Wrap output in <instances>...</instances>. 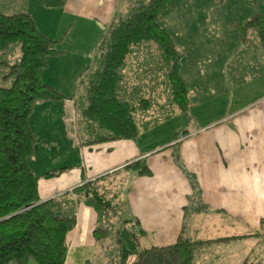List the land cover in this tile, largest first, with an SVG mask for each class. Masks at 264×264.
<instances>
[{"label":"crops","instance_id":"obj_1","mask_svg":"<svg viewBox=\"0 0 264 264\" xmlns=\"http://www.w3.org/2000/svg\"><path fill=\"white\" fill-rule=\"evenodd\" d=\"M37 1L39 7H42L40 4L46 8L50 7L51 3L45 0ZM11 2L12 0H0V12L10 14L7 12ZM116 4L117 0L60 1L59 5L63 12L76 17V25L80 26V33L87 34L77 40L73 48L67 52L63 47L58 49L64 43L63 39L59 41L56 44L57 54L47 58V64L40 73V79L46 83L47 81L42 79L43 75L51 74L53 77L55 74H60L68 81L67 84H61L74 91L70 94L59 91L64 97L62 100L35 103L28 116V123L32 129L30 121L36 117L41 124L40 128L45 129L49 124L48 118L51 111L56 117L61 134L63 136L68 134L69 137V132L67 133L69 130L75 136V139L68 138V146L74 156H78L77 160H74L78 173L69 179L66 178V174L61 175L62 171L57 174L58 177L43 176L45 183H53L61 177L63 180L58 183L59 187L49 188L50 190L48 189L43 196L39 193L40 180H38L37 189L40 200L48 199L63 190L73 188L74 185L78 186L100 176L103 177L98 182L102 185L116 186L117 182L126 183V218L136 220L138 227L143 230V234L140 235L142 248L169 246L175 242L178 233L181 232L190 240L206 241L195 250L194 262L196 256L200 254L203 256V264H223L221 262L223 259H229L227 250L234 249L233 258H238L239 264H248L253 252V241L258 238L264 239L262 235L264 233V96L244 103L229 115L218 119L194 120L196 121L194 125L185 129L181 137L174 139L172 136L169 141L171 145L165 148L149 146L141 142L137 138L138 136L141 138L139 131L133 139L82 144L83 140L94 134L96 129L88 136L80 133L81 120L78 119L77 113L80 114L81 103L77 105L78 110H76L75 88L80 76L85 74L87 78L88 73L96 68L90 67L94 49L98 46L99 37L103 34L102 30L108 26ZM74 22V19L70 21L64 37L74 27ZM46 34L51 39L56 38L55 31ZM247 36L242 35L243 43L248 40ZM84 38L87 39L84 40ZM256 38L258 47L264 51L257 35ZM138 48H144V46ZM135 54L136 51H133L129 61ZM15 56L12 61L4 59V62L7 64L14 62L18 58ZM130 66V64L124 65L125 73L122 69L123 65L120 70L121 95L124 98L126 97L123 94L130 86H126L125 82H131L130 84L133 85V77L128 79L127 76L134 71V67ZM162 71L165 78L163 87L168 90L170 103H174L167 76L168 66H162ZM6 73L7 68L0 65V76L6 81L5 86L11 83V77H6ZM181 77L185 85L184 76L181 75ZM141 100L139 106L144 110L147 109L148 100ZM133 106L135 109L134 104ZM35 111L38 114L34 115ZM53 124L50 128L54 126ZM93 127L95 128L94 124ZM173 140L177 141V145L172 144ZM173 147H176L178 151L175 156L171 155ZM137 159L144 161L150 174L138 175L134 170L122 168L126 163ZM64 164L66 163L48 165V167L44 165L42 166L43 174L72 166L69 165L70 163ZM194 191H197V194L193 195ZM189 197L192 203L201 201V204L206 206V210L195 211L188 207ZM94 211L84 202L76 205L75 224L65 236L66 253L63 264L86 262L95 251L94 245L102 244L94 241L91 234L95 225L98 224ZM226 237L230 239H219ZM155 253L164 254L167 251L156 249L148 254L151 256Z\"/></svg>","mask_w":264,"mask_h":264},{"label":"trees","instance_id":"obj_2","mask_svg":"<svg viewBox=\"0 0 264 264\" xmlns=\"http://www.w3.org/2000/svg\"><path fill=\"white\" fill-rule=\"evenodd\" d=\"M58 1L47 0L48 3ZM174 7L175 0H144L134 4L128 15L118 17L112 23L104 44L99 46L100 63L88 73L83 85L81 97L84 103L80 105V115L90 120L96 131L82 144L137 136L139 128L133 118L134 106L121 95L120 68L131 47L143 41L153 42L165 57L172 101L180 111L186 110L187 95L179 71V54L169 33L159 25L162 14ZM250 30L255 31L264 48V11L243 21L242 35L247 36ZM57 43L58 40L39 32L27 12H0V54L12 44L18 45L20 53L13 63L0 62L7 68L6 77H11L9 86H0V264H29L30 261L33 264H63L65 236L75 224L74 213L66 207L68 200L64 196L82 199L97 213H106L116 206L118 191L109 185L99 184L98 180L103 176L48 199L39 198L38 177L28 164L36 141L28 116L35 103L64 98L40 79L47 58L57 54ZM183 134L184 131L173 133V138ZM122 168L134 170L138 175L150 174L142 159L130 161ZM62 170L58 168L43 176L53 177ZM192 194H197V191ZM188 201V207L193 210H206L201 201L192 203L191 197ZM118 221L120 225L112 230L96 226L91 233L97 243L112 237L117 262L106 264H144L148 253L156 249L166 250L173 264H193L195 250L206 242L190 240L179 232L175 242L169 246L142 248L140 235L143 230L137 221L131 218Z\"/></svg>","mask_w":264,"mask_h":264},{"label":"rangeland","instance_id":"obj_3","mask_svg":"<svg viewBox=\"0 0 264 264\" xmlns=\"http://www.w3.org/2000/svg\"><path fill=\"white\" fill-rule=\"evenodd\" d=\"M60 1L51 3L49 8L40 4L45 9L39 7L37 0H12L7 13L28 11L27 13L32 15L39 32L46 36L48 35L46 33L55 31L56 38L54 39L58 42L63 39L64 42L58 49L63 47L67 52L73 48L77 40L82 39L81 37L87 33H80V26L76 25V17L65 14L60 8ZM142 1L144 0H117L107 28L102 30L103 32L100 30L103 34L99 37L98 46H95L91 68L97 67L100 63L99 46L104 44V39L112 23L118 17L128 15L132 6ZM263 11L264 0H223L222 2H218V0H175V7L162 14L159 25L169 33L173 39L174 48L179 54V69L181 75L184 76L189 106L185 112H181L174 103H170L168 90L162 84L165 79L162 66H167V62L157 46L151 41H143L132 46L122 69L125 73L124 65L129 66L130 64V67H134V71L127 74L128 79L133 77V85L130 84L131 82H125L126 86H130L123 95L135 105L133 118L138 125L139 135H141V138L137 137L138 140L149 146L165 148L171 145L169 141H171L174 132L184 131L194 125L196 121H209L229 115L242 104L264 96V51L258 47L254 30L249 31L246 43H243L242 33H240L243 21ZM72 19L75 20L74 27L64 37L66 27ZM100 31L95 32L99 33ZM86 39L84 38V40ZM79 44L82 43L79 42ZM139 46H144V48H138ZM133 51H136V54L129 61ZM19 54L18 45L12 44L0 54V62H4V59L12 61L14 55H16L15 58H19ZM122 69L120 68V70ZM42 79L47 81L49 83L47 85H51L58 93L63 91V94H70L74 91L61 84H67L68 81L60 74H55L53 77L51 74L43 75ZM85 80L86 75L83 74L79 78V83L76 84V110H78L77 105L84 103L80 94L81 91L83 92ZM5 84L6 81L0 76V86L10 85L5 86ZM141 99H146L149 102L145 110L139 106ZM35 110L39 109L35 108ZM36 114H38L37 111L34 112V115ZM52 115L53 113L50 111L49 124L45 129L40 128L41 124L38 122V118L33 117L34 120L30 121L36 141L34 153L29 158L28 164L40 180L39 193L41 196L49 188L59 187L58 183L63 180L61 177L53 183L43 182L44 169L42 166L70 163L69 165L72 166L64 168L61 175L66 174V178L69 179L78 173V167L74 163L78 156H74L68 146V138L75 139V136L69 130L67 131L69 137L68 134L63 136L60 127L58 129L56 117L54 115L52 117ZM77 115L81 120L80 133L83 136L92 134L95 129L93 123L83 119L79 113ZM51 124L54 125L52 128H50ZM176 142L173 140L172 144L177 145ZM177 153V148L173 147L171 155L175 156ZM116 186L119 192L115 199L116 206L106 213L94 211L96 223H98L95 227L103 226L112 230L120 225L118 219L126 218V183L117 182ZM116 186H111V188L115 189ZM72 187L74 188L76 185ZM64 198L68 200L66 207H70L72 213L75 212L77 204L83 203L82 199L74 200L69 195ZM93 248L95 251L92 256H89L86 262L81 264L117 262L116 248L111 236L107 237L101 245H94ZM252 249L248 264H264V239H255ZM227 251H229L227 252L229 259H223L221 262L223 264H234L235 262L239 264V259L233 258L234 249ZM202 258L203 256L199 254L198 257L196 256L195 262L193 259V264H203ZM146 261L148 264H173L167 253H155L147 256L144 264ZM29 264H33V262L30 261Z\"/></svg>","mask_w":264,"mask_h":264}]
</instances>
